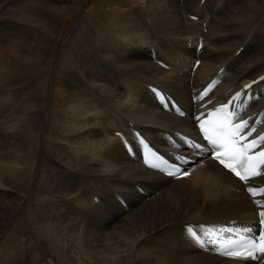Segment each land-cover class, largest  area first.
Wrapping results in <instances>:
<instances>
[{
    "label": "bare ground",
    "instance_id": "6f19581e",
    "mask_svg": "<svg viewBox=\"0 0 264 264\" xmlns=\"http://www.w3.org/2000/svg\"><path fill=\"white\" fill-rule=\"evenodd\" d=\"M88 1L0 3V264H254L202 252L182 231L253 227L238 181L208 160L164 178L109 132L131 120L159 144L162 131L192 127L159 111L149 83L189 112L190 91L211 77L216 99L264 72V0H102L98 11ZM245 103L264 126V82Z\"/></svg>",
    "mask_w": 264,
    "mask_h": 264
},
{
    "label": "rangeland",
    "instance_id": "374dc122",
    "mask_svg": "<svg viewBox=\"0 0 264 264\" xmlns=\"http://www.w3.org/2000/svg\"><path fill=\"white\" fill-rule=\"evenodd\" d=\"M4 0H0V3L1 2H3ZM65 1V4H67L68 3V1L69 0H64ZM77 1H80V2H82V3H85V0H77ZM100 1H102V0H89L88 1V3H87V5H85L84 6V9L85 10H87V8L90 6V7H92L93 8V10H96V11H98L99 10V7H97V5L100 3ZM75 5H78L77 3L75 4ZM83 5V4H82ZM7 7V6H6ZM3 10V9H2ZM1 10V11H2ZM69 22L70 23H72V19L71 20H69ZM94 25L95 24H93V25H91L90 27H91V32H95V30L94 29H92V27H94ZM67 30V29H66ZM65 30V31H66ZM65 31L62 33V35L60 36V38L65 34ZM256 33L258 34V36L260 37V38H264V31H263V29H257L256 30ZM59 38V43H58V46H57V48H56V51L55 52H57V51H59L60 50V47H61V39ZM163 58H164V55H163ZM53 59V58H52ZM103 72H104V70H103ZM104 74L106 75V73L104 72ZM107 76V75H106ZM108 77V76H107Z\"/></svg>",
    "mask_w": 264,
    "mask_h": 264
}]
</instances>
